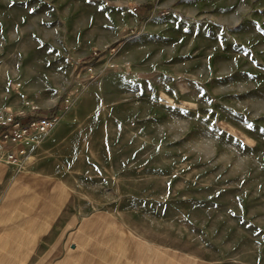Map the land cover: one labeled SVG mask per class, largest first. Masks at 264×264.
I'll list each match as a JSON object with an SVG mask.
<instances>
[{"label":"rangeland","instance_id":"1","mask_svg":"<svg viewBox=\"0 0 264 264\" xmlns=\"http://www.w3.org/2000/svg\"><path fill=\"white\" fill-rule=\"evenodd\" d=\"M156 1L0 0V111L59 116L0 161L3 249L48 211L39 250L87 264H264V3L231 26Z\"/></svg>","mask_w":264,"mask_h":264},{"label":"crops","instance_id":"2","mask_svg":"<svg viewBox=\"0 0 264 264\" xmlns=\"http://www.w3.org/2000/svg\"><path fill=\"white\" fill-rule=\"evenodd\" d=\"M226 2V3H225ZM264 0H157V10L161 15L175 14L181 18L194 20H226L233 19V23H226L231 26L242 25L246 23L247 14L257 15L262 12ZM251 11L253 13L251 14ZM0 177H6L5 172H0ZM45 220L50 214L48 211L42 212ZM101 218V217H100ZM99 216L94 217L93 221H98ZM48 221V220H47ZM42 224L31 225L28 232L21 238L22 246H16L12 250L3 249L0 246V264H87L88 261L82 260L76 254L62 256L61 252L55 250L56 243L52 240V249L40 251V235L45 231ZM2 247V248H1ZM3 249V250H2ZM100 261V262H99ZM101 260L89 262V264H98Z\"/></svg>","mask_w":264,"mask_h":264},{"label":"built area","instance_id":"3","mask_svg":"<svg viewBox=\"0 0 264 264\" xmlns=\"http://www.w3.org/2000/svg\"><path fill=\"white\" fill-rule=\"evenodd\" d=\"M36 110L31 106L18 113L0 111V157L16 170L31 158L59 122L58 114L33 115Z\"/></svg>","mask_w":264,"mask_h":264},{"label":"bare ground","instance_id":"4","mask_svg":"<svg viewBox=\"0 0 264 264\" xmlns=\"http://www.w3.org/2000/svg\"><path fill=\"white\" fill-rule=\"evenodd\" d=\"M3 160L1 157H0V161ZM30 160V159H29ZM4 161V160H3Z\"/></svg>","mask_w":264,"mask_h":264}]
</instances>
